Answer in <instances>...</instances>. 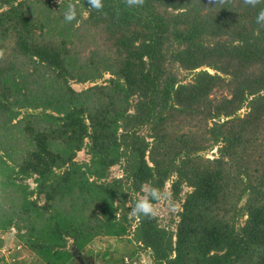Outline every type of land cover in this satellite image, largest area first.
Masks as SVG:
<instances>
[{"label": "trees", "instance_id": "16d2710c", "mask_svg": "<svg viewBox=\"0 0 264 264\" xmlns=\"http://www.w3.org/2000/svg\"><path fill=\"white\" fill-rule=\"evenodd\" d=\"M53 2L0 0V233L75 264L172 179L175 232L134 215L154 264H264V0Z\"/></svg>", "mask_w": 264, "mask_h": 264}, {"label": "rangeland", "instance_id": "374dc122", "mask_svg": "<svg viewBox=\"0 0 264 264\" xmlns=\"http://www.w3.org/2000/svg\"><path fill=\"white\" fill-rule=\"evenodd\" d=\"M54 1V2H53ZM56 1V2H55ZM54 3H59L60 0H52ZM54 9H57L58 6L56 4L53 5ZM82 25L81 21H77L75 26L80 27ZM79 40H83L82 33L78 36ZM87 41V40H86ZM86 41L82 44H85ZM210 72H214L211 69H208ZM179 73V78L182 81H188L191 77L190 75L183 71L182 69H177ZM110 78L109 74H106L101 82H105ZM92 83L86 84H76L73 83V87L77 90H83L90 86ZM246 112V108L243 109L240 113L244 114ZM147 129L144 128L142 130L143 134H147ZM206 157H217V147H214L212 150H206L203 152ZM90 156L87 154L86 150H82L77 155V160L80 162L88 161ZM123 165H115L110 169V180L114 178L123 177ZM32 186H35L33 180L29 181ZM171 183L172 179H170L163 190V192L167 193L165 198H161L155 202L154 207L156 209V214L159 218V223L163 227H167L172 232L176 231L177 223L179 221V213L182 210V203L184 198L187 195V192L190 191V188L184 186L183 192L179 199H174L171 191ZM150 186L144 185L142 191L140 193L134 194L135 199H142L145 196L149 195ZM243 204V202L241 203ZM129 207V219L131 220L130 231L127 235L123 237H114V236H104L97 238L90 246L87 247L83 254H80L81 257L86 261H92L94 264H154L151 257V252L149 249L143 248V245L140 242H137L134 237V230L138 224V220H135L134 214L131 212V208L133 206V202H128ZM245 218L241 219V223L244 222ZM6 236V248L7 251L0 250V263L7 262V264H12V257L16 256V254L8 256L12 251L16 249L17 246L21 247V250L18 251L21 257L24 258V264H29L35 260L34 254L27 248L22 245V243L18 240L17 234L14 230L4 233ZM20 243H19V242ZM70 249L72 246L70 244ZM36 261V260H35ZM38 261V260H37ZM75 264H80L78 259L76 258Z\"/></svg>", "mask_w": 264, "mask_h": 264}, {"label": "clouds", "instance_id": "9594fccd", "mask_svg": "<svg viewBox=\"0 0 264 264\" xmlns=\"http://www.w3.org/2000/svg\"><path fill=\"white\" fill-rule=\"evenodd\" d=\"M88 6L90 8L101 9L103 7V3L102 0H88ZM77 15L78 13L75 8H71L66 12L65 19L67 21H72L77 18ZM258 19L264 20V11L259 14ZM166 196V192L161 191V189L157 186H153L149 190V195L134 201L131 212L137 216L155 215V202L161 198H165Z\"/></svg>", "mask_w": 264, "mask_h": 264}, {"label": "built area", "instance_id": "2783aa9c", "mask_svg": "<svg viewBox=\"0 0 264 264\" xmlns=\"http://www.w3.org/2000/svg\"><path fill=\"white\" fill-rule=\"evenodd\" d=\"M1 242H3V245L1 246V244H0V250H3L4 252L7 251L8 248L5 247L6 244H7V241H6V236L4 235V233H3V234L0 233V243H1ZM20 250H21V247L17 246L16 249H15L14 251H12V252H11L8 256H6V257L12 256V255H14V254H16V256H17V255H18L17 253H18V251H20ZM16 256L12 257V260L15 261ZM6 263H7V262H6Z\"/></svg>", "mask_w": 264, "mask_h": 264}, {"label": "water", "instance_id": "95a60500", "mask_svg": "<svg viewBox=\"0 0 264 264\" xmlns=\"http://www.w3.org/2000/svg\"><path fill=\"white\" fill-rule=\"evenodd\" d=\"M74 255L76 256L80 264H94V262L92 261L86 262L77 251L74 252Z\"/></svg>", "mask_w": 264, "mask_h": 264}]
</instances>
